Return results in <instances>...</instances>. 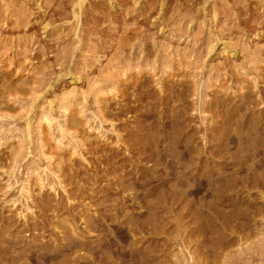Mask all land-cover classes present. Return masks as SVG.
I'll return each instance as SVG.
<instances>
[{
	"label": "rangeland",
	"instance_id": "1",
	"mask_svg": "<svg viewBox=\"0 0 264 264\" xmlns=\"http://www.w3.org/2000/svg\"><path fill=\"white\" fill-rule=\"evenodd\" d=\"M79 2L0 0V219L11 225L0 237L57 247L72 224L81 228L86 210L72 196L74 183L87 178L83 187L93 194L105 186L95 175L96 157L102 149L121 148L139 113L121 108L138 105L156 114L162 106L147 102L182 91L198 108L188 110L187 122L190 133L198 130V152L207 156L199 171L226 168L229 187L221 181L202 190L190 204L192 215L184 203H165L166 233L136 232L135 246L149 247V264H264V183H239L243 173L205 152L216 147L219 135L209 137L214 127L225 126L221 111L241 104L244 95L252 103L241 113L264 117V0ZM138 94L144 96L140 104ZM217 101H223L219 111L199 109ZM256 172L264 175V162ZM135 209L146 221L145 209ZM35 223L41 227L27 230ZM96 232L88 243L110 238L120 251L133 245L129 232ZM15 249L7 255L24 262L29 254ZM134 258L132 264H140ZM57 260L51 264H62Z\"/></svg>",
	"mask_w": 264,
	"mask_h": 264
},
{
	"label": "bare ground",
	"instance_id": "2",
	"mask_svg": "<svg viewBox=\"0 0 264 264\" xmlns=\"http://www.w3.org/2000/svg\"><path fill=\"white\" fill-rule=\"evenodd\" d=\"M186 96L188 95L185 92L173 91L172 96L164 98L158 104L157 102H147L156 110L162 106L156 114L147 110L143 111L137 107L138 105H127L125 109L120 107L121 111L139 113L133 116L132 126L128 125L127 138L121 142V148L112 152L106 148V151L102 149V152L100 151L101 153L96 157L99 170H96L95 175L99 176L100 181H105V186H101L99 191L93 194L91 193L93 191L88 192L83 187L85 183L87 184V178L83 184L74 183L72 196L81 199L86 210L79 217L82 220L81 228L77 224L75 227L71 223L73 227L71 225V228H68L71 229V232L64 231V234L61 233L63 235L59 240L62 243L57 244V247H49L45 244L38 245L31 241L26 242L24 238H19V235V237L13 234L0 237L2 238L0 239V263L9 260L11 264H16V258L7 254L15 253L14 249L20 246L29 255H26L24 262L17 264H51L53 260L57 259L62 264H132L134 257V259L138 257L140 264H149L151 260L149 247L148 250L136 247L138 238L135 237V234L146 230H150V233L151 231L166 233L167 223L166 226L164 224L167 222L165 221L166 213H164L166 210L164 209L165 203L175 205L184 203V206H188L185 213L192 215L194 212L190 211V204L202 190L211 188L221 181L226 182V186L229 185L226 180L227 173L225 174L226 170H224L226 168L223 170L222 168L215 170L209 168L204 172L199 171L207 156L204 154L206 157L203 159V156L198 152L199 149L197 150L198 146L196 148L194 145L196 130L190 133L194 128L187 122V119H190L188 110L193 108L191 107L193 105L187 104ZM143 98V94L139 95L136 98L137 104L142 103ZM242 99L241 104L235 105L236 107L221 111L225 126L219 130L214 127L215 130H212L210 135L208 134L209 137L217 138V135L219 137L215 141L216 147L212 149L214 145L211 143L213 146L210 145L205 152H209L210 155L208 156L210 157L215 155L218 158L222 157L225 161L227 159L225 165H229L230 168H228L233 173H243L242 177L239 178V183L257 185L264 183V175L256 172L264 162V153L260 157L264 149V132H260L261 130L264 131V117L248 119L245 113H241V110L244 106L252 103V100L249 99V95H244ZM176 102L177 104L174 105ZM221 106L223 107V101H217L215 104L206 103L204 106H199V109H208L209 112L214 113L219 111ZM194 110H198V108ZM109 113L107 114L109 115ZM150 118L153 120L148 123L147 120ZM197 132L196 134H198ZM208 135L205 133L206 137ZM232 148H236L235 151H231ZM95 154L98 155V151H93V155ZM186 174L189 176L184 179L183 176ZM88 181L95 182L97 179L89 177ZM99 192L103 194L100 199ZM116 194L119 195L117 199L116 197L113 198ZM38 201L36 200L37 203H39ZM45 202L36 204L43 211L55 212L54 217L60 216V214L57 215L59 209L52 208L49 203ZM135 208L145 209L146 221L141 222V219L138 218L144 211L136 212ZM196 213L198 212L196 211ZM62 219L64 223L67 222V219ZM73 219L75 220V218ZM74 220L70 221L74 222ZM4 221L0 219V229L6 225ZM39 226L35 223L29 226L27 230L35 231L41 227ZM65 226L67 229V225ZM103 228H106L109 234L120 233V237H126L129 232L130 236L133 237L135 247L130 245L122 251L117 250L110 238L100 244L86 241L96 231L101 230L102 232ZM150 249L155 248L150 246Z\"/></svg>",
	"mask_w": 264,
	"mask_h": 264
}]
</instances>
